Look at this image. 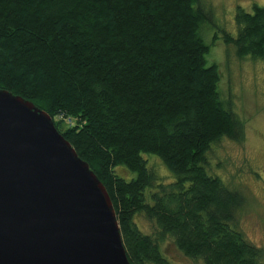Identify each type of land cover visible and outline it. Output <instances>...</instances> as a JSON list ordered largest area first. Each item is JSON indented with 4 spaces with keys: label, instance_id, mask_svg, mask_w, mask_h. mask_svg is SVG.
<instances>
[{
    "label": "trees",
    "instance_id": "obj_1",
    "mask_svg": "<svg viewBox=\"0 0 264 264\" xmlns=\"http://www.w3.org/2000/svg\"><path fill=\"white\" fill-rule=\"evenodd\" d=\"M205 6L0 0V90L46 112L104 186L130 264H168L167 237L204 264H264V250L235 223L244 197L206 170L211 146L243 141L244 123L220 98L217 66L206 63ZM234 20L236 37L223 31L211 45L220 39L238 59H264V7H237ZM143 154L158 157L173 181L156 184ZM138 216L156 232L144 233Z\"/></svg>",
    "mask_w": 264,
    "mask_h": 264
},
{
    "label": "water",
    "instance_id": "obj_2",
    "mask_svg": "<svg viewBox=\"0 0 264 264\" xmlns=\"http://www.w3.org/2000/svg\"><path fill=\"white\" fill-rule=\"evenodd\" d=\"M0 264H130L104 186L46 112L5 90Z\"/></svg>",
    "mask_w": 264,
    "mask_h": 264
},
{
    "label": "rangeland",
    "instance_id": "obj_3",
    "mask_svg": "<svg viewBox=\"0 0 264 264\" xmlns=\"http://www.w3.org/2000/svg\"><path fill=\"white\" fill-rule=\"evenodd\" d=\"M202 2L207 5L205 10L211 11V19L201 28L202 39L210 46L206 55L207 66H217L220 98L225 106L231 105L233 113L244 123L243 141L222 139L211 146L206 157L209 164L206 170L242 194L245 201L236 214L235 223L251 244L264 250V59H238L234 47L220 39L211 45L215 35L220 38L223 31L236 37L234 18L237 7L250 12L253 4L264 7V0ZM142 156L148 161L147 167L156 173V184L173 181L172 174L158 157L152 154ZM117 172L126 180L135 177L122 167H118ZM152 191L153 188H147L145 194ZM135 220L144 233L151 235L156 232L154 223L145 217L138 216ZM160 247L168 264H204L200 258H187L181 254L169 237Z\"/></svg>",
    "mask_w": 264,
    "mask_h": 264
}]
</instances>
